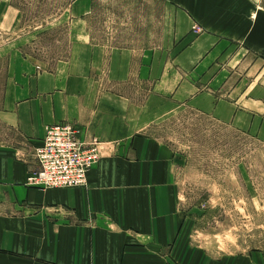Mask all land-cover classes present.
I'll return each instance as SVG.
<instances>
[{"label": "crops", "instance_id": "0c3cea01", "mask_svg": "<svg viewBox=\"0 0 264 264\" xmlns=\"http://www.w3.org/2000/svg\"><path fill=\"white\" fill-rule=\"evenodd\" d=\"M161 1L172 46L144 62L153 89L143 106L111 89L130 80V52L112 53L127 62L116 76L90 68L93 0L70 10L84 25L83 56L52 69L19 52L0 60V264H264L261 252H222L196 236L179 208L172 151L152 132L158 107H189L264 133V0ZM61 123L97 138L101 159L86 187L30 188L45 129Z\"/></svg>", "mask_w": 264, "mask_h": 264}, {"label": "rangeland", "instance_id": "374dc122", "mask_svg": "<svg viewBox=\"0 0 264 264\" xmlns=\"http://www.w3.org/2000/svg\"><path fill=\"white\" fill-rule=\"evenodd\" d=\"M76 1L0 0V60L19 52L52 69L72 60L74 51L83 56V38L78 44L75 37H83L84 25L70 18ZM167 11L161 0H93L88 16L90 68L103 79L106 71L116 76L127 62L112 53L130 52V80L111 89L140 106L153 89L141 75L144 62L154 54L163 61L172 46L174 19ZM157 110L152 132L172 151L179 208L198 228L196 236L222 252L264 255V133L236 129L189 107Z\"/></svg>", "mask_w": 264, "mask_h": 264}, {"label": "built area", "instance_id": "2783aa9c", "mask_svg": "<svg viewBox=\"0 0 264 264\" xmlns=\"http://www.w3.org/2000/svg\"><path fill=\"white\" fill-rule=\"evenodd\" d=\"M100 145L97 138L82 139L74 124L47 126L35 150L37 167L29 174L27 186L40 190L86 187L89 172L101 159Z\"/></svg>", "mask_w": 264, "mask_h": 264}]
</instances>
